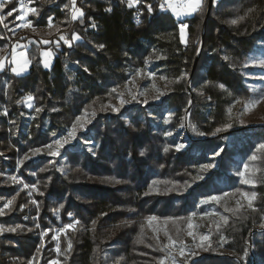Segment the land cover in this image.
Returning <instances> with one entry per match:
<instances>
[{"label":"trees","instance_id":"1","mask_svg":"<svg viewBox=\"0 0 264 264\" xmlns=\"http://www.w3.org/2000/svg\"><path fill=\"white\" fill-rule=\"evenodd\" d=\"M17 3L6 2L0 16ZM160 3L141 0L129 8L126 0H76L84 15L72 20L70 0H31L38 11L30 14L33 26L47 31L51 18L52 35L64 29L58 34L65 31L71 46L43 33L26 50L27 75L17 77L10 65L0 72V204L13 200L0 215V228H16L0 232V264H159L162 259L170 264V253L182 245L166 249L168 236L183 241L194 228V216L211 210L209 230L198 232L193 264H242L219 254L221 246L247 264H264V149L258 148L264 129L248 130L228 116L234 103L254 97L243 73L255 46L264 41V0H214L208 18L204 0L202 11L182 21ZM181 23L188 25L185 43ZM0 35L4 46L11 38L4 22ZM75 35L81 39L73 41ZM18 40L24 38L12 39ZM48 49L54 60L46 70L40 54ZM149 58L160 59V74L169 82L162 103L101 110ZM29 94L40 111L25 133L20 126ZM262 95L264 88L255 93ZM163 109L171 114L167 125L160 124ZM77 117L84 118L85 131L74 143L57 147L55 141ZM186 119L189 146L179 150L180 135L167 133ZM49 144L59 155L48 153ZM37 148L44 151L33 154ZM235 156L248 166L243 179L228 175ZM204 163L217 167L201 171ZM5 174L34 185L32 194ZM243 193H255L252 207L235 204ZM213 196L221 197L220 203L199 205ZM221 216L228 217L227 224ZM149 217L157 219L149 223ZM69 224L75 227L66 228Z\"/></svg>","mask_w":264,"mask_h":264},{"label":"rangeland","instance_id":"2","mask_svg":"<svg viewBox=\"0 0 264 264\" xmlns=\"http://www.w3.org/2000/svg\"><path fill=\"white\" fill-rule=\"evenodd\" d=\"M10 1L11 0H6V2H10ZM17 2H18L17 8L11 11L12 15L3 16L4 17L3 22L7 24V27L5 28L7 29V32L11 34L12 39H23L24 38V41L18 40L14 42L12 41L11 38L9 39L7 38L6 45L4 46L0 45V57L5 58L4 68L7 65L12 66V68L17 66L14 63H10V61L13 60L14 52L16 54L24 53L27 55L26 50L29 47V44L31 42H36L34 40V37H39L41 34L45 33L49 37L56 35L58 40L61 35L65 36V38L67 39V34L65 31L58 34L60 31L64 29L57 28L59 29V31H57V29L53 30L54 35H52L51 33L52 30L50 31V28L47 31H45L44 29L36 28L35 26H33L30 20L31 13L25 14L23 10L21 9L19 0H17ZM26 3H27V0H26ZM27 6L32 7L31 3H28ZM164 10L170 12L172 16L176 20H179V21L190 18L196 13L195 12L191 15L177 16L171 9H164ZM1 11L2 9H0V13ZM14 13H16V15L14 18H12L11 16H14ZM25 21L30 22L31 26L23 27L22 25L25 23ZM179 36H180V40L182 41V43H185L186 36H187V28L184 30V39L182 40L180 27H179ZM3 38L4 37L0 35V39L2 40ZM73 41H78V40L73 38ZM59 42L65 43L62 40H59ZM17 45H20V47H17ZM147 45L151 47V49L154 50V52L156 51L155 49L156 47L153 43L147 42ZM44 51H50L52 53L51 58H49V67L44 66L45 58L42 55ZM40 56H41V62H42L44 69L49 70L52 67L53 60H54L53 52L49 49L42 50ZM261 60H264V41L258 42L257 45L255 46L253 52L250 54L248 63L246 65V71H244L243 73L245 85L250 89V91L253 93V96H254L253 99H251V101L259 100L260 103L255 108L249 111H246L245 106L251 101L247 103H240L238 101L233 104V106L228 112L230 123H235L240 127L247 128L248 130L264 129V95H262L261 97H255V93H257L258 91L264 88V67H261L259 64ZM159 63H160L159 58H149L144 67L130 72L128 76V80L124 88H122L118 93V98H116L110 105L106 106L104 110L108 112H118L121 109L128 107V106H132V105H140V106H146V107L149 105H153V106L160 105L163 99L165 98V96L167 95V93L169 92V87H168L169 82L167 79H162L164 77L160 74L161 69L159 68ZM2 70H0V72H2ZM29 71H30V64L24 71L20 72L19 74L13 71L12 72L17 77H21V76L27 75ZM133 97L135 98L133 99ZM122 99L126 101L123 104L121 103ZM29 103L32 104V107L28 106ZM25 108H26V112L23 114L20 127L23 132L27 133L31 122L35 117L36 110L34 108L33 101L32 100L28 101L27 99L25 100ZM115 109H118V111H116ZM163 110H164L163 115L161 117L159 116L160 124L167 125L170 121L171 114L168 110L166 109H163ZM187 127H188V119H186V121L183 124V127H181L179 130L176 129L173 132H169L171 133L170 136L180 135L177 148L180 145H183V147L179 148V150H184L185 148H188L189 146V144L187 143L188 136L186 134ZM85 129H86L85 126L82 128L77 127L75 139L70 140L64 146L74 143L76 139L78 138V134L84 132ZM70 131H71V128L64 130L57 140H62L64 137L68 136ZM92 143L93 142L91 141L86 142V144L88 145H91ZM261 145H264V137H262V141H260L258 148H261ZM30 157L32 158L33 156L31 155ZM234 160L236 161V163L235 165H233L234 167L232 171L228 173V175L231 177H237V174H238L239 178L243 179L245 177V174L241 176L239 175V173L241 172L245 173L244 171L245 162L242 159H240L238 156H235ZM207 164L215 165L212 168L217 167L216 163L215 164L214 163H204L202 164V166L207 165ZM238 166H241V168H240V171L237 172L236 170L238 169ZM4 176L8 178L15 176L17 180L20 181V183L14 182L10 179L12 185L17 186L22 190H27L29 195H31L33 190L35 189V187L33 188L32 186L24 187V185H29V184H27L24 180H22L17 175L5 174ZM2 200L3 199L0 198V202H2ZM237 202H239V204ZM248 202H249L248 198L240 194L238 198L236 199L235 204L237 205L247 204L248 205ZM6 203L7 202L0 204V208H2L3 211L6 208H8V207H4ZM204 204L217 205L218 203L208 198V199H203L199 202V205H204ZM213 214H214V211L211 210L209 213H203V214H198L194 216V228L192 232H193V236L195 237V239L193 238V236H189L187 234L185 235L184 240H183L184 256H179V255L176 256L179 264H193L195 262V258L197 254V247H198V232L200 231L206 232L209 230L210 217ZM45 233L48 234L49 231L48 230L44 231L42 236H45L46 235ZM177 252L178 251H173V254H176ZM218 253L223 256H233L238 261H240L242 264H247L245 257L235 256L233 253L227 251L223 246L219 247ZM52 262H50L49 264H52ZM252 264H258V263L253 262Z\"/></svg>","mask_w":264,"mask_h":264},{"label":"snow or ice","instance_id":"3","mask_svg":"<svg viewBox=\"0 0 264 264\" xmlns=\"http://www.w3.org/2000/svg\"><path fill=\"white\" fill-rule=\"evenodd\" d=\"M20 2V6H21V9L23 10V12L25 14L27 13H32V14H36L38 15V11L36 8L34 7H28L27 4L28 3H31V0H27V3H26V0H19ZM122 2H124V0H122ZM141 0H126V3H127V6L129 8H132L138 4H140ZM5 3H6V0H0V9H3L4 6H5ZM203 4H204V0H161V3L159 4V7L161 9H171L175 15L177 16H181V15H191L197 11H202L203 10ZM70 7H71V19L72 20H76L80 17H83L84 13L81 9L77 8L76 7V0H70ZM147 10L149 12H152L153 9H152V6L151 4L147 5ZM106 11H111V9H106ZM8 15H12V12H9ZM4 20V17L3 16H0V22H3ZM137 23H139V20H137ZM231 23L233 24H236L238 23L237 20H232ZM23 27H30L31 24L30 22L28 21H25V23L22 25ZM95 23L92 24V27H95ZM5 27H7V24H5ZM48 27L51 28L53 27V24H52V20L51 18L49 19L48 21ZM188 27L187 24L185 23H181L180 25V32H181V39L183 40L184 39V30ZM35 30V29H33ZM57 31H59V29H57ZM74 39L76 40H80L81 37L79 35H75L74 36ZM59 40H62L64 41L65 43L69 44V46H71V41L66 39L65 36L61 35L59 37ZM59 40L57 41V44H59ZM186 42V41H185ZM43 43L47 44V43H50V41L48 40H44ZM17 47H20V45H17ZM98 47H104L103 45H99ZM43 57L45 58L44 59V66L45 67H49V58H51L52 56V53L50 51H44L42 53ZM225 60H228L229 58L228 57H224ZM4 62H5V58L4 57H0V70H2L4 68ZM10 63H14L16 64L17 66L16 67H13L12 68V71L19 74L20 72L24 71L28 65L31 63V61L29 60V58L27 57L26 54L24 53H18L16 54L14 52V57H13V60L10 61ZM260 66L261 67H264V60H261L259 62ZM162 79H166V78H162ZM221 88H224V85L221 84L219 85ZM113 91H116V89H113ZM135 97H133L134 99ZM34 97L32 95H28L27 97V100L28 101H31L33 100ZM126 101H124L123 99L121 100V103H125ZM260 103L259 100H255V101H251L249 102L246 106H245V110L246 111H249L253 108H255L258 104ZM29 107H32V104L29 103L28 105ZM37 111H40V109H36ZM101 110H104V108L102 107ZM116 111H118V109H115ZM88 110L86 109L85 110V113L87 114ZM95 110H93L91 112V115L92 116H95ZM84 118L83 117H77L76 120L74 121V123L72 124L71 126V131L69 132L68 136L64 137L62 140H57L55 141V144L57 145V147H60L62 148L65 144H67L70 140L72 139H75L76 137V132H77V127H84V123H82V120ZM88 123H90V120L86 121ZM228 127H230L231 125H227ZM181 127H183V125H181ZM221 129H217V131H220ZM55 135V134H53ZM168 135H171V133H168ZM200 135H204V133H200ZM46 149L48 150V153L50 155H59V152L58 151H52V145L49 144V145H46L45 146ZM183 145H180L178 146V149L179 148H182ZM261 148L264 149V145H261ZM41 151H44V149H34L33 150V154H37ZM165 152L168 151V148H165L164 149ZM0 155H2V153H0ZM141 155H144L143 152H141ZM29 157H25V159H28ZM253 159H256V157L254 156ZM22 163V161H21ZM215 165L213 164H207V165H204L203 168L201 169V171L203 170H206V169H209V168H212L214 167ZM247 165H245V170H247ZM239 175L243 176L244 173L241 172L239 173ZM196 178H202V177H196ZM194 178V179H196ZM12 181L14 182H17V183H20V181L17 180V178L15 176L11 177L10 178ZM244 183H250L252 181H249V180H244L243 181ZM24 187H29V185H24ZM33 188L35 187L34 185L32 186ZM225 195H228L227 193H225ZM244 197H247L248 198V206L249 207H252V199H254L255 197V193H253L251 196H249L248 193H243L242 194ZM210 200L216 202V203H220L221 201V197H210ZM13 203V200H8L7 203L4 205V207H9L11 206ZM33 203H35V201H33ZM239 204V202H237ZM225 211L226 212H231V211H234V209H229V208H225ZM4 214V211L2 208H0V215H3ZM71 215V214H70ZM195 215V214H193ZM157 218L156 217H149L148 218V221L149 223H151L152 221L156 220ZM221 220L223 221L224 224H227L228 223V217L226 216H221ZM77 224L79 223V221L76 222ZM19 227V226H17ZM75 225L73 224H69L66 226V228H74ZM217 228L220 227L219 224L216 225ZM261 227H264V225H262ZM188 228L189 229H192L193 228V225L191 223H188ZM2 231H11V232H15L16 231V228H8V229H4V228H0V232ZM61 232L65 231V229H60ZM46 234V233H45ZM177 234H179V229L177 230ZM142 235L141 234V238H138L139 239V242L143 243V239H142ZM167 235V233H166ZM187 235L189 236H193V232L192 231H188ZM55 239L59 240V233L54 237ZM158 238V237H157ZM193 238L195 239V237L193 236ZM208 239V236H201V240H207ZM168 245H165V248H171V247H174L177 243H179L180 245H182V247L179 248L178 252L176 254H171V264H179V262L177 261V258L176 256L179 255V256H184V242L181 240V241H177V240H174L171 236H168ZM72 248V243L71 241L68 242V246H67V249L68 251H70ZM56 251L57 252H60V248L59 246H57L56 248ZM52 264H59L58 261H53ZM159 264H166V260L165 259H162Z\"/></svg>","mask_w":264,"mask_h":264},{"label":"water","instance_id":"4","mask_svg":"<svg viewBox=\"0 0 264 264\" xmlns=\"http://www.w3.org/2000/svg\"><path fill=\"white\" fill-rule=\"evenodd\" d=\"M214 0H208V5H207V13H206V18L209 17L212 6H213ZM189 114V110L187 112Z\"/></svg>","mask_w":264,"mask_h":264}]
</instances>
